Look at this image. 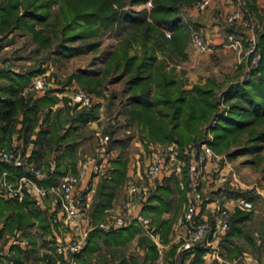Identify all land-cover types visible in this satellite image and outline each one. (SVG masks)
<instances>
[{"label": "trees", "instance_id": "1", "mask_svg": "<svg viewBox=\"0 0 264 264\" xmlns=\"http://www.w3.org/2000/svg\"><path fill=\"white\" fill-rule=\"evenodd\" d=\"M125 1L0 0V32L6 34L16 29L27 31L36 43V50L42 49L58 57L71 56L95 45V41L87 42L84 47L66 42L98 35L115 27L114 22H118L121 31L139 30V35L134 33L133 37H124L122 44L108 51L103 59L105 76L113 70L127 76L125 112L142 137L157 141L175 140L181 147L189 140L197 142L202 135L201 124L217 115L216 89L222 83L207 78L185 87L175 67L167 61L175 54H186L184 46L190 36V22L177 8L176 1L181 0H154L151 20L143 8H122ZM130 1L136 3L145 0ZM188 1L191 3L193 0ZM112 2L117 3L116 7ZM160 25L170 30L169 36ZM54 40L57 41L52 45ZM136 41L142 43L138 48L133 46ZM259 47L260 58L255 68L249 71V77L241 82H228L222 91L224 99L235 98V101L230 104L229 111L218 116L212 125L210 123L214 130L210 144L216 150L239 140L245 131L254 143L245 146L244 150H252L256 146L255 140L264 139V29L260 33ZM40 62L20 69L0 65V146H13L14 134L21 137L24 144L31 140L33 147L27 158L46 163L48 175L40 182L51 184L58 182L59 176L68 169L76 170L75 152L78 138L82 135L80 129L90 120L98 118L99 113L95 102L76 108L69 103V97H65L63 105H56L58 97L51 90L36 95L23 92L31 76L43 71ZM256 71L257 75L254 74ZM93 76L86 75L87 78L83 80L89 91L97 89L99 83V79ZM55 105L57 107L53 109ZM109 137V147H118L120 151L111 160L114 163L111 176H103L98 182L91 209L97 220L105 214V208L116 194V187L126 178V157L122 150L128 137L113 136L112 130H109ZM53 156L56 163L51 169L49 160ZM2 169H8L12 176L24 171L22 167L5 160H0V171ZM183 176L187 182L185 166ZM178 191L182 193L183 189L178 186L177 180L165 177L156 181V187L143 204V212L151 216L152 222L161 230L163 239L168 234L170 219L163 217L162 212L178 206L174 203V193ZM227 193L246 195L252 200L255 198L245 190L230 187ZM3 214L5 219L0 234L13 232L15 228L25 230L31 227L33 217H38L39 227L45 232L51 217L47 209L37 206L28 196L21 200L0 198V215ZM251 218L252 208H234L229 228L221 238V251L227 256L231 257L244 249L245 246L236 238L244 239L253 252L260 251L264 221L258 217L262 224L255 227L248 221ZM255 229L259 231L260 242L254 235ZM136 233H139L138 244L146 253L122 254L121 246H125ZM31 238L35 242L33 235ZM102 246L107 247L110 256L101 251ZM203 250L204 247L198 246L193 260L187 264H194ZM156 255L155 243L142 232L138 222L132 221L116 228L93 227L79 261L80 264H149ZM14 257L15 263L23 260L20 253H14Z\"/></svg>", "mask_w": 264, "mask_h": 264}, {"label": "built area", "instance_id": "2", "mask_svg": "<svg viewBox=\"0 0 264 264\" xmlns=\"http://www.w3.org/2000/svg\"><path fill=\"white\" fill-rule=\"evenodd\" d=\"M213 1L194 0L192 8L195 11H203ZM223 3L226 5L231 3L232 6L227 11L225 20L238 21L246 28L251 26L252 16L243 0L233 2L225 0ZM164 30L168 36L169 29L165 27ZM191 34L197 51L213 50L218 44L209 39L202 27L193 28ZM225 34L227 38L222 44L235 46L239 42L230 30ZM247 36L249 50L253 53L249 67L253 68L257 65L260 52L257 40L250 30L247 31ZM34 85L41 89L52 87L51 81L44 75H38ZM69 97L70 101L79 105H89L94 100L92 92L79 87L71 88ZM109 138L108 133L100 134L94 152L80 159L74 172L67 171L61 174L58 182L51 184L40 182L48 175L47 169L28 159L19 146H0V160L8 161L24 170L14 176L8 169L0 171V198L11 197L21 200L28 196L37 206L47 208L51 216L50 222L55 229L47 236L53 240L52 244L46 246L45 251L51 252L54 259L43 264H80L79 256L93 227L116 228L132 221L140 223L145 228L159 250L175 244L176 251L186 256L177 262L160 257L156 264H187V259L195 253L199 245L205 247L202 258L222 259L220 241L229 228L234 208L249 210L253 207V201L246 195H237L231 200L209 198V192L214 189L217 180L216 177H211V172L220 175L224 169H230L227 155L213 149L205 140L198 145L192 144L190 148L188 146L182 148L176 141L161 143L147 140L143 163L141 165L139 162L134 163L133 171L126 180L125 195L120 209L110 214L107 219L97 222L89 211L88 193L93 189L90 185L91 177L107 174L112 158L118 153L115 147H109ZM55 163L53 156L49 160L51 169ZM184 166L187 174L186 198L170 240L163 242L154 232L151 218L143 213L141 206L148 200L159 177L172 173L181 174ZM56 227L60 230L65 229L66 233L63 235L58 231L56 233ZM31 244L30 239L20 230H15L7 235L3 244L0 242V258L11 255L15 246L30 247ZM248 261L247 252L242 251L236 255L234 262L227 261L226 264H248ZM7 263L13 264L9 259Z\"/></svg>", "mask_w": 264, "mask_h": 264}, {"label": "rangeland", "instance_id": "3", "mask_svg": "<svg viewBox=\"0 0 264 264\" xmlns=\"http://www.w3.org/2000/svg\"><path fill=\"white\" fill-rule=\"evenodd\" d=\"M193 1L191 3H189L188 0L176 1L178 10L184 18L190 22V36L184 46L186 54L184 56L175 54L172 57H168L167 61L169 65L175 67L176 74L183 80L185 87H191L194 83L203 82L207 78H214L216 81L221 82L222 85L216 89L218 95L217 115L215 114L211 119L204 121L201 124L202 135L197 139V142L189 140L187 143L183 144V146H188L189 148L192 144L198 145L204 140L210 144L214 138V130L211 126L212 123L216 121L218 116L229 111L230 104L232 101H235V98L228 101L224 99L222 97V91L226 88L228 82H241L249 77V71L252 69L249 65L253 53L249 50V37L247 36V31L250 30L253 33L254 38L257 40V48L260 52V33L264 29V0H243L249 14L252 16L251 26L248 27L249 29L238 21L228 22L225 20L227 11L232 7L231 3L226 5L223 3L225 0H214L206 10L195 11L192 8ZM230 1L233 2V0ZM153 2L154 0H145L143 2L133 3L130 0H126L121 7L137 10L143 8L147 12V18L151 20L150 11ZM112 5L113 7H116L117 3L112 2ZM113 25L115 27L104 30L98 35L87 37L84 40L76 39L72 42L67 41L66 43L68 44L81 45L83 47L86 46L85 44L87 42L93 43V41H95L96 44H92L91 47H88V49L83 52L71 56L58 57L55 54H51L42 49L36 50V43L31 39V35L27 31L16 29L13 32H8L6 34L0 32V65L20 69V67L27 68L31 65L35 66L41 60L40 64L43 71L36 72L31 76L29 83L23 89V92H30L33 93V95H36L51 90V92L58 97L56 105L64 104L65 97H69L70 90L73 87L85 88L88 90L89 88L85 85L83 80L87 78L86 75H94V79H99V83L97 89L90 92H92L94 96L93 103L95 102V104H97L99 117L90 120L81 127L80 132L82 135L78 138L79 142L75 152V160L83 159L92 154L99 135L103 133L109 134V130H112L113 136L123 138L128 137L127 140H125L126 146L122 150L126 157V162L129 165L139 162L141 165L147 149V140L161 143L168 141H157L146 136L142 137L138 127L131 121L125 112V101L128 94L127 76L122 73V75H120V71L116 70L108 72L107 76L104 74L103 59L107 57L108 51L114 46L122 44L124 37H133L132 34L134 33L139 35V30L137 29L121 31L120 28H118V22H114ZM197 26L202 27L206 32L209 31V33H207L209 39L218 43L217 46H215V49L206 52L196 50L192 41L191 30L197 28ZM163 27L165 28V26H162L161 28L164 29ZM226 29L232 32L235 39L239 40L235 46L222 44V42L226 40L225 38H227L225 34ZM56 41L57 40H54L52 45H54ZM140 45H142V43L140 42L139 44V42L137 43L136 41L133 46L138 48ZM254 74L257 75V71ZM38 75H44L49 79L52 87L45 89L37 88L34 85V80ZM69 103L72 105L74 104L76 108L84 106L73 103L72 101H69ZM56 105L53 109L57 107ZM255 142L256 146L253 147L252 150L243 149L245 146L254 143V141H251L248 137L247 131H245L241 133L239 140L232 142L225 148L218 149L217 151L223 152L227 155L230 161V169H224L223 173L220 175L212 171L211 177L217 178L216 185H219L221 189H227L230 187L238 190H245L248 195H253L255 197L253 200L251 199L253 201L252 212H255L258 216L254 219L251 218L252 220L250 222L255 227H259V225L262 224L259 218L261 217L264 221V139L255 140ZM115 149L118 152L120 151V148L118 147H115ZM69 171L74 172L73 170ZM181 173H183V171ZM177 203L179 206L176 207L175 205V212L170 215V237L174 229L173 226H175V224H172L176 217L178 219L180 215L179 213L184 204L181 205L180 199ZM105 212L106 213L102 218L98 219L99 221L107 219L111 216L110 214L114 213V211ZM4 219L5 214L0 215L1 223H3ZM33 220L35 227L37 226V228H32V231H34L36 238L40 241L43 238L42 235L44 234V231L39 227L38 217H33ZM94 220L98 222L96 218ZM170 237L168 240H170ZM153 242L155 243L154 239ZM156 249L157 255L150 264H156L160 257L163 256H176L173 259H167L170 262L181 261L186 257L185 255H180L176 251L175 244L167 247V250L165 251L163 249L159 250L157 247ZM174 249L175 251H173ZM101 251L106 252L108 253L107 255H109L107 247L102 246ZM120 251L127 256L130 254L137 255L141 252L135 240L128 241L125 246H121ZM187 263L189 262L187 261Z\"/></svg>", "mask_w": 264, "mask_h": 264}, {"label": "crops", "instance_id": "4", "mask_svg": "<svg viewBox=\"0 0 264 264\" xmlns=\"http://www.w3.org/2000/svg\"><path fill=\"white\" fill-rule=\"evenodd\" d=\"M227 30L228 29H226L225 32H227ZM207 33H209V31ZM34 136H35V133L32 134V137H34ZM12 144L19 146L23 150V152H25V154L27 156H28V154H30V152L32 150V147H33V142L31 140L27 144H24L23 143V139L21 137H18L17 134H14L13 135V137H12ZM32 160L37 165H42L44 167L46 165L45 162L38 163L34 159H32ZM78 163H79V159L75 163L76 168H77ZM133 167H134V164L133 163L129 165L126 162V178H125V180L118 187H116V189H115L116 190V194L113 197L111 204L107 208H105V211H117V210L120 209L121 203H122V201L124 199V195H125V183H126V180H127L128 176L131 174ZM113 168H114V163L112 161L110 163V169H109V171H108L107 174H105V175H99V176H92L91 177L90 185L93 187V189H91L89 191L88 195L90 196V199H89V209H90V214H91L92 217H93V215L91 213V209H92V203L91 202H93L92 200H93V197H94L92 195L95 194V191L97 189L98 182H99L100 178H102L103 176L110 177L111 176L110 172H111V169H113ZM69 170L70 169H68L67 171H69ZM165 177L166 178H168V177H174V179H176L177 182H178V186L183 189V192L182 193L179 192V191L174 193V203L175 204H178L177 201H179V199H180L181 205H182L184 203L185 198H186V182H185V178L183 176V173H181V174L172 173V174H169V175H165V176L159 177L156 181H161ZM155 187H156V184H155ZM234 197H235V195L228 194L227 193V189H221V187H219V185H215V188L214 189H211L210 192H209V198L210 199L215 198V199L231 200ZM178 206H179V204H178ZM142 208H143V205L141 206V209ZM45 209H47V208H45ZM174 212H175V207L172 208V209H169V210H164L162 212V216L165 217V218L171 219L170 215L174 214ZM146 215H148L151 218V216L149 214H146ZM256 216H258V215L255 212H252V219H254ZM176 220H177V217L174 220V223L172 225L176 224V222H177ZM248 221L250 222L251 219L248 220ZM2 224L3 223H1V227H2ZM152 226H153L154 232H156V234L159 236V238L163 242H166L169 239V237H170L169 231H168V234L166 236V239H163V237L161 235V230L159 228H157V225L154 222H152ZM141 227H142V225H141ZM170 227H171V225H170ZM32 228L33 229L34 228H37V226L35 227V224H33L31 227H27L25 230L23 228H15V229H13V232L15 230H20L23 233V235H25L28 239H30V241H31L32 244H31L30 247L15 246L14 247V251H13V253H11V255H8V256H5V257L0 258L1 264H8L7 263V259L12 260V263L13 264H43L47 260L48 261H52L54 259V255L51 252H46L45 251L46 246L49 245L50 243L52 244V240H53L52 238L47 237L49 235V233H51L55 229V228H53V225L51 224V222L49 221L48 230L46 232H44V234L42 235L43 238L40 241H43V242H40L38 240V238H36V236L34 234V231H32ZM57 231L61 235H63L64 233H66V230L65 229H61L60 230L59 228L56 227V233H57ZM142 232L145 233V234H147L152 239V241H153V237L145 230L144 227H142ZM10 233H12V232L7 231V232H4L3 234H0V242L2 244L6 241V237ZM32 235L36 238L35 239V242H32V240H31L32 239L31 238ZM254 235L256 237V240L258 242H260L261 240L259 238V231H258V229H255ZM138 236H139V233H136L129 241L135 240L136 244L138 245V247L141 250V252L138 253V254L139 255H144L146 253V250L144 248H142L138 244ZM235 240H237L238 242H241L245 246L242 251H245L248 254V259H249L248 264H264V238H263V243H262L261 249H260V251H257V252H253L251 246L248 243H246L244 241V239H242V238H236ZM199 246L204 247V245H199ZM221 246L222 245H221V241H220V251H221V248H222ZM163 250L165 251V250H167V248H164ZM196 251H197V249L195 250V253L192 256L189 257V259L186 258L188 260V262H191L193 260L195 254H196ZM14 253H16V254L17 253H20L21 254V258L23 260L21 262H19V263H15ZM237 254H234L231 257H229V256H227L225 253H223L221 251L222 259L202 258V254H201V256L199 258H197V261L194 264H226L227 261H233L234 262V259H235V257H236ZM163 257L166 258V259H173L176 256L172 255L170 257H166V256H163ZM153 260H154V258L152 259V261ZM148 261H151V259H149Z\"/></svg>", "mask_w": 264, "mask_h": 264}]
</instances>
